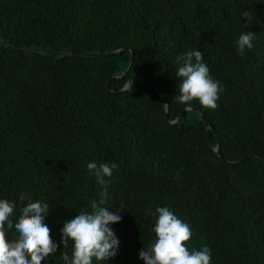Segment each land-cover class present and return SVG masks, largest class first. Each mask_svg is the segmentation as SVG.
<instances>
[{
	"label": "trees",
	"instance_id": "1",
	"mask_svg": "<svg viewBox=\"0 0 264 264\" xmlns=\"http://www.w3.org/2000/svg\"><path fill=\"white\" fill-rule=\"evenodd\" d=\"M244 31L257 37L238 55ZM194 49L223 87L215 110L175 99L178 58ZM89 162L119 165L109 264H144L157 206L213 264H264V0H0V198L52 205L59 243L62 222L99 199Z\"/></svg>",
	"mask_w": 264,
	"mask_h": 264
},
{
	"label": "clouds",
	"instance_id": "2",
	"mask_svg": "<svg viewBox=\"0 0 264 264\" xmlns=\"http://www.w3.org/2000/svg\"><path fill=\"white\" fill-rule=\"evenodd\" d=\"M251 17L249 11L242 13V19L249 24ZM256 37L250 31L242 32L236 42L238 55L252 50ZM178 63L181 66L176 73L179 82V95H175L177 102L187 109L198 101L202 107L215 110L223 87L211 75L203 52L198 49L188 51L178 58ZM87 168L101 187L99 199L92 200L88 210H80L75 218L62 222L59 243L52 239L45 222L53 211L52 205L44 201L33 202L27 193L20 195V206L15 201L0 198V264H42L54 257L61 245L63 264H109L118 256L120 240L111 226L121 223L122 216L110 210L113 206H108L109 181L106 178L113 177L119 165L89 162ZM147 214L155 221L152 228L155 239L144 245L139 253L144 264H213L211 248L203 246L196 250L186 244L193 237L192 229L169 207L157 206Z\"/></svg>",
	"mask_w": 264,
	"mask_h": 264
},
{
	"label": "water",
	"instance_id": "3",
	"mask_svg": "<svg viewBox=\"0 0 264 264\" xmlns=\"http://www.w3.org/2000/svg\"><path fill=\"white\" fill-rule=\"evenodd\" d=\"M4 43H6V44H8V45H10V43L9 42H5V41H3ZM15 47H18V45H14ZM24 50H26V51H29V52H31L32 54H38L37 52H34V51H31V50H28V49H26V48H23ZM65 55H73V54H59V55H52V57H59V56H65ZM86 58H94V59H98V58H104V57H106L107 55H84ZM132 65V64H131ZM129 71V70H128ZM136 78H140V79H143V77L141 76V75H137V76H135V77H133L132 79H130L129 80V82H128V84H127V86L123 89V91H128V90H130L131 88H132V86H133V81L136 79ZM156 89H157V87H156ZM159 92H160V90L159 89H157ZM160 94H161V92H160ZM166 107H167V120H168V113H169V105L167 104L166 105ZM180 119H181V117H179L176 121H174V122H172L171 124H175V123H177L178 121H180ZM217 152H218V154L221 156V153H220V150H219V148L217 149ZM222 157V156H221ZM242 161V160H241ZM240 162V161H239Z\"/></svg>",
	"mask_w": 264,
	"mask_h": 264
}]
</instances>
